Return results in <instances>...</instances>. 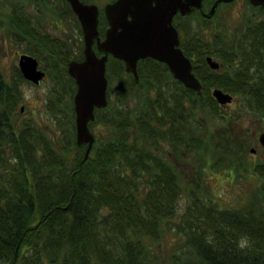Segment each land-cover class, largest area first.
<instances>
[{
  "label": "trees",
  "instance_id": "obj_1",
  "mask_svg": "<svg viewBox=\"0 0 264 264\" xmlns=\"http://www.w3.org/2000/svg\"><path fill=\"white\" fill-rule=\"evenodd\" d=\"M34 1L32 13L29 0H0V36L21 44L45 70L44 105L63 136L53 138L36 116L21 115L27 79L17 64L6 74L0 62V264H264V157L245 148L250 131L235 132L238 109L264 120V10L245 22L237 41L223 33L213 42L202 38L187 14V56L200 93L151 57L139 61L137 80L117 66L121 86L95 112L91 125L100 129L85 156L86 143L75 140V84L66 66L77 55L76 39L49 32L43 21L47 11L63 16V3L70 4L56 0V12L54 0ZM212 1L203 0V9ZM229 2L196 17L208 22ZM215 86L235 105L221 107ZM203 111L225 127L210 131ZM208 172L255 185L246 198L222 204L218 192H201L193 182ZM169 228L179 240L163 252L158 245Z\"/></svg>",
  "mask_w": 264,
  "mask_h": 264
},
{
  "label": "water",
  "instance_id": "obj_2",
  "mask_svg": "<svg viewBox=\"0 0 264 264\" xmlns=\"http://www.w3.org/2000/svg\"><path fill=\"white\" fill-rule=\"evenodd\" d=\"M76 14L83 33V57L71 58L67 62V71L76 83L73 94L75 120V140L78 145L87 143L86 156L92 145L94 134L89 123L94 120L95 107L107 104L106 60L109 54L125 62V71H132L138 79L136 64L142 57L150 56L166 63L169 71L185 86L201 92V83L192 70V63L179 46V37L172 17L177 12L190 13L200 9L211 16L219 1L214 0L208 11H203V0H112L103 5V15L108 25L104 36L99 34V6L95 2L67 0ZM253 4L264 6V0H249ZM98 52H100L98 54ZM208 64L218 68L219 62L212 56H206ZM18 67L22 75L38 83L44 77V69L38 66L37 58L30 53L18 56ZM212 94L220 104L232 100L227 91L219 87ZM258 140L264 147V130L258 134Z\"/></svg>",
  "mask_w": 264,
  "mask_h": 264
},
{
  "label": "rangeland",
  "instance_id": "obj_3",
  "mask_svg": "<svg viewBox=\"0 0 264 264\" xmlns=\"http://www.w3.org/2000/svg\"><path fill=\"white\" fill-rule=\"evenodd\" d=\"M54 1L55 3H53V6L56 7V12L57 10H61L63 16H60L58 13L56 14L54 11H47V15L43 20L44 26L49 32L57 34L58 36L75 37L76 40L71 50L72 53L75 52L77 55L70 57V59H81L83 55L80 52L83 47V42L81 35L78 33V28H76L74 25L72 16L74 13L70 8L71 6H66L65 3H63L64 5L59 10L57 8L58 1ZM106 1L108 0H99L97 4L102 5ZM29 3L32 8L31 12L37 10V3L34 0H29ZM254 13L258 14L257 8L250 7L247 0H233L229 3L219 5L217 14L213 16L212 19H209L208 22L198 20L195 15L191 16L190 21L192 25H190L191 27H189L190 30H193L194 28L202 36V38H209L212 42L214 41L212 36L219 35L220 33H223L227 36H231L232 41H237L239 36H241V31L245 30L243 29L245 22L249 21L250 16L254 15ZM21 52V44H17L13 40H9L7 37L4 39L2 36H0V62L3 65V70L6 74H9L13 65L17 64L18 56ZM116 71L117 69L115 70L114 63L112 62L111 67L108 68L109 78L111 75V78H108L109 99H111L112 95H114L113 87L118 88L121 86L119 85L120 81L117 80L118 76ZM126 79L127 78H125V80ZM73 83L75 84V90L76 83L74 82V80ZM49 86L50 80H48L47 76H44L38 83H34L30 80L23 81L20 86V92L22 98H24L25 101L23 102L24 104H21L22 109H20V113L22 112L21 115L24 114L26 116H36L39 124L43 127L44 131L47 132L49 135H52L53 138H57L59 136H63V130L62 128L59 129L58 125L55 126V117L52 115L51 111L46 109L44 105ZM238 103H240V101ZM234 105L235 102L231 103L230 105H225L221 107L229 108V106ZM237 112L239 119L237 118V120H235V122L237 123L235 132H242L243 134H245V132L250 131V138L252 139L250 142H248V144L245 145V148H247L248 150H253L252 154L254 156L264 157V148L258 141V132L260 130L258 128V125L261 124L263 126L264 120H260L254 117L249 118V114H247L246 112L240 113L239 109ZM209 114H211L210 111L202 112L205 123L206 125H208L209 130L213 131L214 133L222 130V128L225 126H223V124H220L221 121L215 119L214 116L212 119ZM257 120L260 123H258ZM248 126H250V130L248 129ZM99 129L100 128L97 125L92 126V131L94 133H97ZM65 134H67V132ZM66 138H61L62 142H65ZM193 176H195V174H193ZM224 180L221 177L220 173L213 175L212 173L208 172V174L204 175L203 181L201 183L198 182L196 179L193 182L200 185L199 189L201 190V192L210 193L213 194V196L215 193L218 192L221 196V199H219L222 204H227V202H238L240 201L239 198H246L247 196H249V193L255 185L253 180L234 181L231 183L226 182ZM184 204V197H182L179 200V207L176 209L175 216H172V219L177 220L179 218V216L181 215L180 212L182 210L181 206ZM176 234L177 233L175 232L174 228L166 229V233L164 234V240L158 245L160 246L159 250L163 252L172 251V249L174 248V241L176 237L179 236H176ZM177 239L179 240V237H177Z\"/></svg>",
  "mask_w": 264,
  "mask_h": 264
},
{
  "label": "flooded vegetation",
  "instance_id": "obj_4",
  "mask_svg": "<svg viewBox=\"0 0 264 264\" xmlns=\"http://www.w3.org/2000/svg\"><path fill=\"white\" fill-rule=\"evenodd\" d=\"M231 1H233V0H231ZM247 2L249 3V6L250 7H252V8H257V10H258V14H255L254 13V15H257V17H258V15H259V10H264V6L263 5H261V4H253V3H251L249 0H247ZM208 9H209V7L207 8V9H203L205 12L206 11H208ZM201 13V14H203L204 16H206L201 10H194V11H192V12H190V13H193L195 16L198 14V13ZM190 13H188V14H190ZM76 17V19H77V21H78V24H79V26H77L76 25V21L74 20V18H73V21H74V25H75V27L76 28H78L77 30H78V33L81 35V38H82V42H83V33H82V28H81V25H80V22H79V20H78V18H77V16H75ZM251 17V16H250ZM256 17V18H257ZM260 17L261 18H264V15L261 13L260 14ZM172 22H173V24H174V26L176 27V29H177V31H178V36H179V46L181 47V49L183 50V52H184V54L187 56V13H184V14H182V13H180V11H177L174 15H173V19H172ZM248 22V24L249 23H252V21L250 20V18H249V21H247ZM107 25H108V22H107V20H106V18L104 19V20H102L101 19V17H100V15H99V22H98V28H99V34H100V36L101 37H103L104 36V30H105V28L107 27ZM249 25H251V24H249ZM74 27V26H73ZM245 27V26H244ZM83 48V47H82ZM100 52H98V54H99ZM82 54H83V51H82ZM204 55H205V57L206 56H208L209 54H206V53H204ZM146 57H150V56H146ZM146 57H142V58H139L138 60H137V64H136V69H137V73H138V75H139V72H138V63H139V61L140 60H142L143 58H146ZM152 58V57H151ZM114 63V66H115V68H117V66L119 67V68H121L122 67V70H123V72L126 74V75H131L133 78H135V76H134V74L132 73V71H125V62H124V60L123 59H121V58H118V57H115V56H113L112 54H109L108 55V58H107V60H106V71H107V76H108V78H109V72H108V68H110V66H111V63ZM164 63V62H163ZM167 66V65H166ZM167 69H168V67H167ZM168 71H169V69H168ZM170 72V71H169ZM170 74H171V72H170ZM171 77L173 78V80H177V81H179L181 84H183V82L181 81V80H179L178 78H175L172 74H171ZM136 79V78H135ZM137 80V79H136ZM108 89H109V86H108V83H107V90H106V96H107V99L109 100V91H108ZM231 103V102H230ZM99 108H101V107H95V109H94V115H95V112L99 109ZM75 116V115H74ZM92 122V121H91ZM91 122L89 123V127H90V129L92 130V125H91ZM93 132V131H92ZM93 134H94V132H93ZM86 143V142H85ZM83 144V143H82ZM87 144V143H86Z\"/></svg>",
  "mask_w": 264,
  "mask_h": 264
},
{
  "label": "clouds",
  "instance_id": "obj_5",
  "mask_svg": "<svg viewBox=\"0 0 264 264\" xmlns=\"http://www.w3.org/2000/svg\"><path fill=\"white\" fill-rule=\"evenodd\" d=\"M247 238H244V243H239L238 244V247L239 248H241V249H243V248H245L246 246H247Z\"/></svg>",
  "mask_w": 264,
  "mask_h": 264
}]
</instances>
